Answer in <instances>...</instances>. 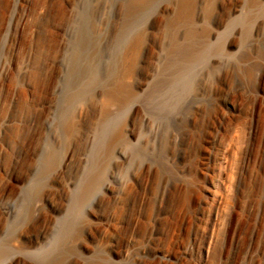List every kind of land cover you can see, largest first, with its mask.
<instances>
[{
    "label": "rangeland",
    "instance_id": "rangeland-1",
    "mask_svg": "<svg viewBox=\"0 0 264 264\" xmlns=\"http://www.w3.org/2000/svg\"><path fill=\"white\" fill-rule=\"evenodd\" d=\"M108 1L99 18L115 7ZM181 1L151 0L159 45L117 128L126 143L106 151L98 202L91 197L77 218L70 168L51 182L41 216L11 230L14 251L0 245V264H44L42 251L59 244L53 264H264V0H202L198 22L213 59L188 92L179 144L141 96ZM88 8L87 0H0V132L16 92L18 99L10 141L0 143V243L37 162L63 63L94 49L82 39Z\"/></svg>",
    "mask_w": 264,
    "mask_h": 264
},
{
    "label": "bare ground",
    "instance_id": "bare-ground-1",
    "mask_svg": "<svg viewBox=\"0 0 264 264\" xmlns=\"http://www.w3.org/2000/svg\"><path fill=\"white\" fill-rule=\"evenodd\" d=\"M107 2L87 0V28L82 39L86 44L94 45V49L90 52L82 47L71 60L63 63L59 86L53 96L51 118L37 149V162L30 168L20 196L9 208L12 225L0 243L1 253L11 252L9 240L14 226L27 223L33 214L37 218L41 216L46 202L53 195L51 182L59 181L70 168L73 167L77 176L71 192L77 218L91 197L96 204L99 200L96 193L102 189L106 175L105 167L110 165L106 151L115 149L117 152L119 145L122 148L126 143L118 136L117 128L127 107L140 96L141 70L145 68L150 48L153 44L159 45V32L155 31L152 18L148 16L151 0H116L110 13L99 18L97 13ZM201 2L181 1V11L168 24L163 33L164 46L153 59L152 83L141 96L146 108H150L156 119L173 131L174 141L178 143L185 140L181 125L186 117L183 111L191 100L188 92L194 85L195 76L204 72L213 59V46L208 43V36L198 22ZM16 93L1 126L3 149L10 141L18 110ZM130 111L136 112L135 105ZM104 188L109 190V184ZM1 189L0 186V195ZM67 223L62 222L59 227L66 229ZM64 248L59 244L41 250V261L53 264L61 258Z\"/></svg>",
    "mask_w": 264,
    "mask_h": 264
}]
</instances>
